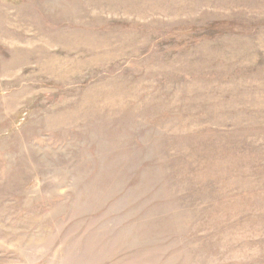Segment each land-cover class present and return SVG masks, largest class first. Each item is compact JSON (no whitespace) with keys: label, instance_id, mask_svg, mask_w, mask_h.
I'll use <instances>...</instances> for the list:
<instances>
[{"label":"rangeland","instance_id":"374dc122","mask_svg":"<svg viewBox=\"0 0 264 264\" xmlns=\"http://www.w3.org/2000/svg\"><path fill=\"white\" fill-rule=\"evenodd\" d=\"M0 264H264V0H0Z\"/></svg>","mask_w":264,"mask_h":264}]
</instances>
